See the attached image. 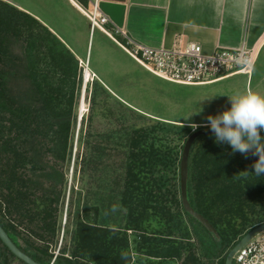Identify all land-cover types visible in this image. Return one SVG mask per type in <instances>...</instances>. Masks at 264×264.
Segmentation results:
<instances>
[{"label": "trees", "instance_id": "obj_1", "mask_svg": "<svg viewBox=\"0 0 264 264\" xmlns=\"http://www.w3.org/2000/svg\"><path fill=\"white\" fill-rule=\"evenodd\" d=\"M82 80L79 58L58 35L0 0V224L11 239L41 264H225L229 249L264 222V175L251 173L247 153L214 143L213 134L197 137L187 196L213 234L184 210L179 174L166 176L180 164L174 147L162 154L150 141L154 130L129 122L145 115L119 100L122 109L105 115L121 123L119 146L113 130L80 122L62 226ZM163 126L179 129L183 150L190 129ZM13 260L25 264L0 240V264Z\"/></svg>", "mask_w": 264, "mask_h": 264}, {"label": "rangeland", "instance_id": "obj_2", "mask_svg": "<svg viewBox=\"0 0 264 264\" xmlns=\"http://www.w3.org/2000/svg\"><path fill=\"white\" fill-rule=\"evenodd\" d=\"M19 1L23 2L25 7L47 15L52 24L56 25L61 31L65 30V32H70L71 29L69 28L72 27L71 25L74 24V21H77L75 26L79 24L83 25L84 35L86 33L84 39L85 43H83L80 38L77 47L81 51L80 54L83 57V59L80 60V64H86V41L91 32L89 23H87L85 19H80L75 12L74 14L70 13V15L63 13V11L57 12L56 6L50 5L48 0ZM89 7L90 6H88V8ZM92 32L91 45L88 53L89 71L87 73L85 85L83 77L78 103L75 108L76 121L73 132L74 145L72 159L69 165H66V167L68 166V186L65 190L61 215L62 226L65 222V210L69 187L71 183H73L71 177L73 155L74 151H76L75 149H77V138L82 119L87 123L89 121L91 126L99 131L110 132L113 130V146H119L120 129L118 128L121 123L105 115L108 109L116 111L122 109L117 100L122 101L127 107L132 109V111H135V113L145 115V118L139 116L135 118L131 116L129 122L132 125H136V127L146 125L150 127L151 130H154L152 131L153 133H150V141L154 142V145L161 149L163 152L162 154H167V152H169L168 148L173 146L175 149L173 154L177 152L175 155L181 157L182 140L178 138V134L176 133L179 129L177 130L176 128L172 130L171 133L173 134H171L163 124H183L190 129L191 133L193 130L189 127L190 123H195L197 125L206 123L205 117L208 114L215 115L222 109L228 107L227 96L240 93V74L203 85H185L162 80L145 70L126 52L117 47L109 39L103 37L100 32L97 30ZM90 68L98 72L100 74L99 77H96L95 74L93 75ZM96 80L105 87L106 91L102 90L100 87L96 88V84H94ZM233 83H235V85ZM94 92L96 97L95 103L92 100ZM199 106L202 109L199 113L189 115L190 112L198 110ZM169 134L174 137L171 142ZM162 166L163 165L160 167ZM178 174L179 166L175 165L174 168H172V173H168L166 176L172 175V177H175L178 176ZM11 264L21 263L17 260H13Z\"/></svg>", "mask_w": 264, "mask_h": 264}, {"label": "crops", "instance_id": "obj_3", "mask_svg": "<svg viewBox=\"0 0 264 264\" xmlns=\"http://www.w3.org/2000/svg\"><path fill=\"white\" fill-rule=\"evenodd\" d=\"M4 1L33 14L58 35L79 60L83 59L77 47L80 38L85 43L83 25L75 26L77 21H74L70 32L61 31L47 15L25 7L23 2ZM48 3L56 6L57 12L69 15L75 12L89 23L81 10L85 7L76 0H48ZM99 7L109 18L110 25L124 30L133 40L152 47H170L181 39L185 43L200 44L205 53L218 47L245 45L255 48L257 57L252 72L240 73V92L251 90L264 95V0H100ZM96 30L119 47L102 31ZM91 36L90 33L86 41L87 55ZM90 71L99 77L98 72L91 68Z\"/></svg>", "mask_w": 264, "mask_h": 264}, {"label": "built area", "instance_id": "obj_4", "mask_svg": "<svg viewBox=\"0 0 264 264\" xmlns=\"http://www.w3.org/2000/svg\"><path fill=\"white\" fill-rule=\"evenodd\" d=\"M100 0H89L85 9L90 32L98 29L111 38L124 52L154 76L177 84L203 85L231 76L252 72L257 57L255 48L242 45L239 48L218 47L205 53L195 42L179 39L170 47H152L139 43L117 27L99 7ZM82 65V64H81ZM84 68L89 63L82 65ZM233 264H264V232L248 240L233 255Z\"/></svg>", "mask_w": 264, "mask_h": 264}, {"label": "clouds", "instance_id": "obj_5", "mask_svg": "<svg viewBox=\"0 0 264 264\" xmlns=\"http://www.w3.org/2000/svg\"><path fill=\"white\" fill-rule=\"evenodd\" d=\"M227 99V108L215 115L208 114L205 117L206 123H190L189 127L192 130L206 127L213 133V142L227 144L232 153L246 154L251 151L258 157L252 165L251 173L261 176L264 173V95L245 90L227 96ZM201 110L199 106L198 110L189 115Z\"/></svg>", "mask_w": 264, "mask_h": 264}, {"label": "water", "instance_id": "obj_6", "mask_svg": "<svg viewBox=\"0 0 264 264\" xmlns=\"http://www.w3.org/2000/svg\"><path fill=\"white\" fill-rule=\"evenodd\" d=\"M88 57V55H87ZM84 85L86 80V68H84ZM84 91V89H83ZM207 134H213L209 129L198 127L195 130H193L188 137L186 138L183 150L180 158V164H179V181H180V195H181V202L183 205V208L186 212H188L192 217L197 219L207 230L212 232L213 234H217V231L215 227L210 223V221L201 213L196 211L192 205L190 204L187 196V179H188V158L190 154L191 147L198 136L200 135H207ZM251 161L254 163L257 160V156L253 155L251 151L247 153ZM264 175V173H262ZM264 232V222L260 223L254 227H252L250 230H248L227 252L226 258H225V264H233V255L236 252V250L245 244L248 240L254 238L258 234ZM0 240L1 242L21 261H23L25 264H41L38 261L34 260L32 257H30L28 254H26L24 251H22L16 243L11 239V237L8 235V233L5 231V229L0 224ZM51 264V263H50Z\"/></svg>", "mask_w": 264, "mask_h": 264}, {"label": "bare ground", "instance_id": "obj_7", "mask_svg": "<svg viewBox=\"0 0 264 264\" xmlns=\"http://www.w3.org/2000/svg\"><path fill=\"white\" fill-rule=\"evenodd\" d=\"M81 8V7H80ZM81 10L83 11V12H85V10H83L82 8H81ZM88 57H87V59H86V62H88ZM88 71H89V69H88V67L86 68V77H87V73H88Z\"/></svg>", "mask_w": 264, "mask_h": 264}]
</instances>
